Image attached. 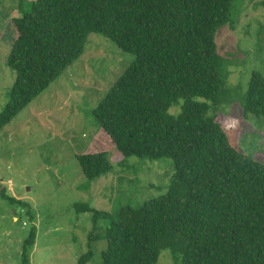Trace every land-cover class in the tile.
Segmentation results:
<instances>
[{
  "label": "trees",
  "instance_id": "obj_1",
  "mask_svg": "<svg viewBox=\"0 0 264 264\" xmlns=\"http://www.w3.org/2000/svg\"><path fill=\"white\" fill-rule=\"evenodd\" d=\"M21 1L29 8L12 19L17 36L7 65L15 82L0 131L83 55L89 34H97L133 56L92 111L99 129L120 163L168 158L174 165L165 195L121 207L116 217L74 206L92 214L88 244H106L100 264H158L163 251L173 264H264V164L240 151L243 123H223L217 114L233 98L224 87L229 63L215 43L231 21L233 0ZM239 96L242 119L264 118V75L253 72ZM172 107L178 111L171 114ZM76 160L89 181L112 171L107 151ZM0 198L21 203L2 185ZM35 238L32 229L21 264L30 263ZM92 258L89 250L78 264Z\"/></svg>",
  "mask_w": 264,
  "mask_h": 264
},
{
  "label": "rangeland",
  "instance_id": "obj_2",
  "mask_svg": "<svg viewBox=\"0 0 264 264\" xmlns=\"http://www.w3.org/2000/svg\"><path fill=\"white\" fill-rule=\"evenodd\" d=\"M259 2L233 0L231 21L215 36L218 55L229 63L223 67L230 72L224 87L233 95L230 99L228 93L230 100L217 114L223 123H243L240 151L264 164V118L242 119L238 99L253 72L264 75V7ZM28 8L26 1L0 0V112L15 82L7 65L17 36L12 19ZM132 61L107 38L89 34L83 55L0 131V185L21 201L0 198V264H21L22 243L32 229L36 238L29 264H78L89 250L88 264H100L106 244H88L92 214L76 213L74 206L86 204L116 217L121 207L137 208L167 193L175 171L172 160L130 157L120 163L92 114ZM97 151L108 152L112 171L89 181L76 156ZM107 224L101 221L99 227ZM166 253L158 264H173Z\"/></svg>",
  "mask_w": 264,
  "mask_h": 264
},
{
  "label": "crops",
  "instance_id": "obj_3",
  "mask_svg": "<svg viewBox=\"0 0 264 264\" xmlns=\"http://www.w3.org/2000/svg\"><path fill=\"white\" fill-rule=\"evenodd\" d=\"M14 220H16V218H14Z\"/></svg>",
  "mask_w": 264,
  "mask_h": 264
}]
</instances>
